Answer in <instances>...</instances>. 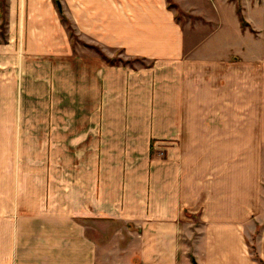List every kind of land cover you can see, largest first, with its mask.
Returning <instances> with one entry per match:
<instances>
[{
  "label": "crops",
  "instance_id": "obj_1",
  "mask_svg": "<svg viewBox=\"0 0 264 264\" xmlns=\"http://www.w3.org/2000/svg\"><path fill=\"white\" fill-rule=\"evenodd\" d=\"M171 1L0 0V264H264V178L237 153L264 59L197 55L175 13L199 6Z\"/></svg>",
  "mask_w": 264,
  "mask_h": 264
},
{
  "label": "rangeland",
  "instance_id": "obj_2",
  "mask_svg": "<svg viewBox=\"0 0 264 264\" xmlns=\"http://www.w3.org/2000/svg\"><path fill=\"white\" fill-rule=\"evenodd\" d=\"M196 5L199 6V13L205 18L190 16L183 14L181 11L177 10L175 13L176 19L183 23L185 29L187 48H195V53L203 55H215L219 54L221 56L226 54L229 49H234L239 51L244 58H263L264 59V0H230L236 3L237 11L240 16L247 21V25L241 27L249 32L244 34L238 33L239 22L237 14L233 10L232 4H219L220 12H216L212 3L208 0H192ZM251 7H250V5ZM244 6V10H242ZM173 8H176L174 6ZM218 20L220 22L218 26ZM190 28L191 31H188ZM216 29V30H215ZM215 30V31H213ZM188 31V32H187ZM2 30L0 31V34ZM252 35H251V34ZM255 36V37H254ZM259 36V37H258ZM199 41H202L199 46ZM223 44L225 47L222 51L215 50L216 44ZM88 49L96 52L99 56V52L105 54V52L95 45H88ZM243 48V49H242ZM107 57L115 59L116 61H128L127 64L133 65H145L141 60H133L132 58H125L121 50H115L112 55ZM101 57V56H100ZM252 76L257 81L264 79V61H257V63L252 64ZM264 99L262 100V114L264 112ZM260 127V126H259ZM261 130V129H260ZM245 150L239 148L237 153L243 152L250 154L253 159V163L257 165L258 174L260 179L264 178V132L258 131L254 132L253 137L251 136V141L249 144L244 146ZM261 184L264 185L262 181ZM256 188L261 189L258 183Z\"/></svg>",
  "mask_w": 264,
  "mask_h": 264
},
{
  "label": "trees",
  "instance_id": "obj_3",
  "mask_svg": "<svg viewBox=\"0 0 264 264\" xmlns=\"http://www.w3.org/2000/svg\"><path fill=\"white\" fill-rule=\"evenodd\" d=\"M168 6L173 8L175 6V4L171 0H168ZM238 18H239L240 25H242V27L247 25V22L240 16L239 12H238ZM0 27H1V30L3 31V27L2 26H0ZM70 35L73 36V33L70 32ZM99 54H100L101 58L104 59L109 64H118L119 63V61H116L115 59L107 57L102 52H99ZM120 63L127 64L128 61H120Z\"/></svg>",
  "mask_w": 264,
  "mask_h": 264
}]
</instances>
